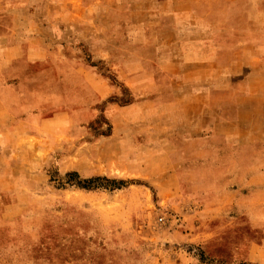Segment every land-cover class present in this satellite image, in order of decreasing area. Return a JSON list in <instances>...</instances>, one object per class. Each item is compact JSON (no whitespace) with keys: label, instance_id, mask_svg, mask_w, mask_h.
Listing matches in <instances>:
<instances>
[{"label":"crops","instance_id":"1","mask_svg":"<svg viewBox=\"0 0 264 264\" xmlns=\"http://www.w3.org/2000/svg\"><path fill=\"white\" fill-rule=\"evenodd\" d=\"M102 114L111 133L83 143ZM69 145L165 163L264 264V188L237 171L238 149L264 146V0H0V195Z\"/></svg>","mask_w":264,"mask_h":264},{"label":"rangeland","instance_id":"2","mask_svg":"<svg viewBox=\"0 0 264 264\" xmlns=\"http://www.w3.org/2000/svg\"><path fill=\"white\" fill-rule=\"evenodd\" d=\"M83 47L78 43L92 64ZM93 65L108 71L102 63ZM51 80L46 86L55 89ZM72 88L67 95L80 92L79 83ZM114 101L127 106L132 98L125 90ZM93 130L83 143L111 133L104 114ZM70 155L71 163L61 162ZM128 159L118 162L116 151L69 145L36 166L33 175L42 178L2 180L4 187L20 192L0 195L3 264H252L241 255L243 237L199 216L196 203L183 201L165 163L139 165ZM26 168L17 173L25 175ZM237 171L255 173L254 188H264V146L238 149ZM6 206L11 207L4 213Z\"/></svg>","mask_w":264,"mask_h":264},{"label":"built area","instance_id":"3","mask_svg":"<svg viewBox=\"0 0 264 264\" xmlns=\"http://www.w3.org/2000/svg\"><path fill=\"white\" fill-rule=\"evenodd\" d=\"M163 221V220H162Z\"/></svg>","mask_w":264,"mask_h":264}]
</instances>
